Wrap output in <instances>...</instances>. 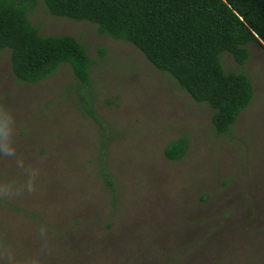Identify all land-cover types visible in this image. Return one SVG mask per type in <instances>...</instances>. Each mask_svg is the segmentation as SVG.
I'll use <instances>...</instances> for the list:
<instances>
[{
	"label": "rangeland",
	"instance_id": "rangeland-1",
	"mask_svg": "<svg viewBox=\"0 0 264 264\" xmlns=\"http://www.w3.org/2000/svg\"><path fill=\"white\" fill-rule=\"evenodd\" d=\"M29 19L43 36L75 38L93 65L85 88L67 64L20 83L0 51V105L41 173L32 195L0 200V238L32 252L46 226L44 264H264V44L246 46L243 66L221 55L226 72L248 76L253 100L217 136L212 110L132 45L50 16L40 0ZM181 137L187 151L171 162L164 149ZM0 174L16 170L0 159Z\"/></svg>",
	"mask_w": 264,
	"mask_h": 264
},
{
	"label": "trees",
	"instance_id": "trees-1",
	"mask_svg": "<svg viewBox=\"0 0 264 264\" xmlns=\"http://www.w3.org/2000/svg\"><path fill=\"white\" fill-rule=\"evenodd\" d=\"M48 15L95 26L100 36L132 45L196 104L212 110L217 136H227L253 100L248 76L226 72L221 55L239 66L249 44H264V0H40ZM39 0H0V51H9L11 73L20 83L38 84L67 64L82 88L93 60L75 38L43 36L31 23ZM104 52L101 51V55ZM188 148L181 137L164 155L180 161ZM111 187L108 174L103 173Z\"/></svg>",
	"mask_w": 264,
	"mask_h": 264
},
{
	"label": "clouds",
	"instance_id": "clouds-1",
	"mask_svg": "<svg viewBox=\"0 0 264 264\" xmlns=\"http://www.w3.org/2000/svg\"><path fill=\"white\" fill-rule=\"evenodd\" d=\"M15 118L12 112L0 105V159L10 161L16 175L0 174V200H12L32 195L37 191L40 169L19 153L15 140ZM39 248L21 253L6 238H0V264H44L43 257L52 248L46 226L37 229Z\"/></svg>",
	"mask_w": 264,
	"mask_h": 264
},
{
	"label": "water",
	"instance_id": "water-1",
	"mask_svg": "<svg viewBox=\"0 0 264 264\" xmlns=\"http://www.w3.org/2000/svg\"><path fill=\"white\" fill-rule=\"evenodd\" d=\"M261 43V42H260Z\"/></svg>",
	"mask_w": 264,
	"mask_h": 264
}]
</instances>
